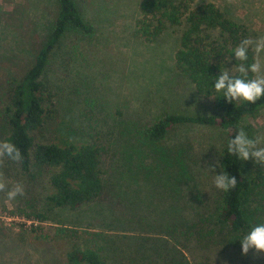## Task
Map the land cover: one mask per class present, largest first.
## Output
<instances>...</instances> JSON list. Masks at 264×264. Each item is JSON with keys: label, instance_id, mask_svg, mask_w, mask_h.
I'll use <instances>...</instances> for the list:
<instances>
[{"label": "rangeland", "instance_id": "1", "mask_svg": "<svg viewBox=\"0 0 264 264\" xmlns=\"http://www.w3.org/2000/svg\"><path fill=\"white\" fill-rule=\"evenodd\" d=\"M138 1L72 0L79 16L92 25L93 38L67 32L50 55L43 80L54 112L36 140L65 138L66 127L85 130L90 142L101 149L104 190L75 210L46 212L44 199L50 191L45 174L31 176L4 158L0 172L9 187L22 184L24 195L9 201L0 192V264H66V253L82 247L91 233L117 237L118 245L124 237L126 244L141 247L143 252L134 257V264H149L150 258L164 254L186 264H264V253L250 250L242 255L241 247L227 245L225 230L219 232L213 224L211 213L220 192L214 179L220 170L213 172L208 165L217 161L224 143L218 127L176 126L163 140L166 147L183 150L191 189L179 185V196L191 204L194 220H201L199 226L214 230L213 244L199 246L192 233L181 236L175 226H165L172 213L169 187L137 178L123 188L124 199L120 196L121 126L145 128L166 114H217L212 98L198 95L175 68L173 57L182 26L167 28L150 43L133 35ZM207 3L242 26L244 39L264 36V0H194L188 8ZM55 12V0H0V102L7 83L18 80L32 63ZM240 128L264 147V109L242 119ZM240 165L246 170L259 166L253 160H240ZM259 208L264 220V201ZM35 213L45 215L36 234L30 232V225L37 224L30 217ZM189 214L188 209L181 213L185 219ZM130 220L131 224L120 225Z\"/></svg>", "mask_w": 264, "mask_h": 264}, {"label": "trees", "instance_id": "2", "mask_svg": "<svg viewBox=\"0 0 264 264\" xmlns=\"http://www.w3.org/2000/svg\"><path fill=\"white\" fill-rule=\"evenodd\" d=\"M192 2L194 0H139L133 35L150 43L167 28L182 26L179 46L173 57L175 68L198 95L212 98L217 114H166L145 128L121 126L120 196L124 199L123 188L130 182L134 184L137 178L152 179L157 186L169 187L172 213L165 226H175L181 236L192 233L190 237L199 246L213 244L214 230L208 226L204 230L206 226H199L201 220H194L191 204L179 196V185L186 184L191 189V177L182 161L183 150L168 148L163 140L176 126L218 127L224 133V143L217 161L224 171L236 177L237 185L228 192L220 190L211 215L218 231L225 230V243L241 247L239 238L251 225L264 223L259 208L264 201V167L244 169L236 156L227 153V141L237 133L242 119L264 109V97L255 104L243 101L229 103L223 93L214 90L215 76L219 71L230 70L232 75H239L235 66L241 62L235 61L233 50L244 39L245 30L224 17L213 4L189 9ZM55 4L56 12L44 42L22 76L7 83L0 102V142L10 141L20 149L22 160L16 163L22 172L31 176L33 174L30 173L45 174L50 191L44 199L46 212L75 210L94 201L104 190L101 149L95 142H90L85 130L66 127L65 138L54 142L36 140V134L51 123L54 112L49 108L52 107L51 95L43 80L50 55L67 32H75L86 39L93 38L94 33L92 25L79 16L72 0H55ZM248 56L247 63H251L253 56L250 50ZM131 134H134L133 138ZM185 209L190 212L187 219L181 215ZM131 215L135 217L133 213ZM30 217L37 223L30 225V232H41L42 226L38 225L45 220V215L35 213ZM131 223L132 220L120 225ZM89 235L82 247H73L66 253V264H134V257L143 252L141 247L126 244L124 237H120L118 245L117 237H105L99 233ZM159 260L163 264H186L165 254L150 258L149 264H156Z\"/></svg>", "mask_w": 264, "mask_h": 264}, {"label": "clouds", "instance_id": "3", "mask_svg": "<svg viewBox=\"0 0 264 264\" xmlns=\"http://www.w3.org/2000/svg\"><path fill=\"white\" fill-rule=\"evenodd\" d=\"M250 49L253 52L252 62L247 63ZM233 52L235 61L241 62L235 66L239 75H232L230 70L219 71V74L215 76L213 88L217 93H223V97L229 103L243 101L255 104L264 97V59H262L264 36L255 40L252 38L241 40ZM258 144L257 139L250 138L244 129L240 128L234 137L227 141V153L241 161L253 160L256 165L264 167V147H258ZM4 158L20 162L21 151L10 141L0 142V163ZM217 167H220L221 171L215 175V187L224 192L234 189L237 185L236 177L224 171L219 161H213L208 165L209 170L213 172ZM0 192L6 194L7 200L13 201L18 196L24 195V187L20 183L9 187L3 173L0 172ZM239 242L242 255H247L250 250H254V254L264 253V223L251 225L249 230L239 238Z\"/></svg>", "mask_w": 264, "mask_h": 264}]
</instances>
